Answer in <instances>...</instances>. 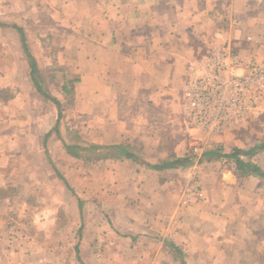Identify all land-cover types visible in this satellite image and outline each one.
<instances>
[{
    "label": "rangeland",
    "instance_id": "obj_1",
    "mask_svg": "<svg viewBox=\"0 0 264 264\" xmlns=\"http://www.w3.org/2000/svg\"><path fill=\"white\" fill-rule=\"evenodd\" d=\"M70 1L0 0V136L15 142L0 197L20 216L24 205L27 213L45 207L53 226L43 239L52 248L48 264H264V179L240 176L233 159L204 157L264 143V113L213 137L191 133L183 110L188 71L181 101H86L94 75L77 66L73 49L90 29L88 13ZM94 2L102 12L103 0ZM250 2L264 31V0ZM227 6L217 12L214 35L222 39L210 37L207 47L227 41L264 63V42L246 37L251 51L226 36L240 23ZM14 26L25 33L41 91L61 103L60 118L34 84ZM64 143L127 145L137 160L90 162L68 156ZM189 157L173 169L148 166ZM241 157L264 171V151Z\"/></svg>",
    "mask_w": 264,
    "mask_h": 264
},
{
    "label": "crops",
    "instance_id": "obj_2",
    "mask_svg": "<svg viewBox=\"0 0 264 264\" xmlns=\"http://www.w3.org/2000/svg\"><path fill=\"white\" fill-rule=\"evenodd\" d=\"M250 3V0H103L102 12L97 13L94 0H71L70 6L82 7L88 13L86 22L90 29L73 49L78 51L77 66L83 65L94 75V82L87 84L86 101H181L180 90L189 64L205 53L207 39H220L214 34L222 24L217 14L222 6L228 5L240 19L238 30L231 28V35L226 36L240 38L246 47L251 42L245 41L246 37L264 42V31L251 13ZM101 30L104 34L98 35ZM249 47L252 51L256 45L250 43ZM76 99L81 101L79 95ZM3 135L0 188L10 182L7 161L15 146L12 138ZM13 202L9 197H0V264H48L52 248L43 239L51 238L48 229L53 226L45 207L40 205L35 212L27 213V207H31L24 205V215L20 216L9 208Z\"/></svg>",
    "mask_w": 264,
    "mask_h": 264
},
{
    "label": "built area",
    "instance_id": "obj_3",
    "mask_svg": "<svg viewBox=\"0 0 264 264\" xmlns=\"http://www.w3.org/2000/svg\"><path fill=\"white\" fill-rule=\"evenodd\" d=\"M188 72L183 110L191 133L213 137L264 113V63L242 57L230 42H211Z\"/></svg>",
    "mask_w": 264,
    "mask_h": 264
},
{
    "label": "trees",
    "instance_id": "obj_4",
    "mask_svg": "<svg viewBox=\"0 0 264 264\" xmlns=\"http://www.w3.org/2000/svg\"><path fill=\"white\" fill-rule=\"evenodd\" d=\"M0 25H4L0 23ZM17 31L19 32L21 36V42L22 46L24 48V51L26 52L31 66V77L34 81V84L36 85L39 92L42 93V96L48 100L54 103L58 109L59 112V118L62 116L61 111V103L58 99L49 96L48 94L41 91L42 89L38 85V78L36 76L37 74V64L34 59V57L30 53V49L26 40L25 33L22 28L18 26H14ZM51 133H49L47 136H49ZM57 135L60 136V133L57 132ZM64 149L66 152L76 158H82L90 162H96L101 160H109V159H115V160H137V155L130 151V146L127 145H112V146H89V147H82V146H74V145H68L64 143ZM257 150L264 151V143H261L260 145H257L256 147L250 149L249 151H244L241 149H235L234 152L230 155L228 154H222L219 150L210 151L209 153L205 154L206 156H212L217 159L221 158H227V159H233L236 165V171L239 173L242 177H248V176H256L259 178L264 179V171L262 168H260L258 165H256L253 161H245L241 156L246 157H252L254 153ZM86 152L89 155H84ZM46 154H48V151H46ZM203 157L200 159V163L203 161ZM192 159L189 158H179L175 159L174 161H167L162 163L161 165H148L150 168L161 171L166 169H173L178 166H185L187 163H189ZM68 185V184H67ZM69 186V185H68Z\"/></svg>",
    "mask_w": 264,
    "mask_h": 264
}]
</instances>
